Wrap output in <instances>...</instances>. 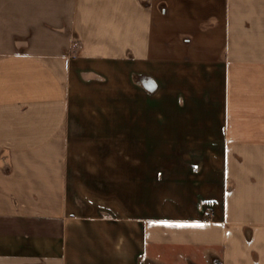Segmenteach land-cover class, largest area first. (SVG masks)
<instances>
[{"label":"crops","instance_id":"0c3cea01","mask_svg":"<svg viewBox=\"0 0 264 264\" xmlns=\"http://www.w3.org/2000/svg\"><path fill=\"white\" fill-rule=\"evenodd\" d=\"M0 264H264V0H0Z\"/></svg>","mask_w":264,"mask_h":264},{"label":"rangeland","instance_id":"374dc122","mask_svg":"<svg viewBox=\"0 0 264 264\" xmlns=\"http://www.w3.org/2000/svg\"><path fill=\"white\" fill-rule=\"evenodd\" d=\"M149 81V80H148Z\"/></svg>","mask_w":264,"mask_h":264}]
</instances>
